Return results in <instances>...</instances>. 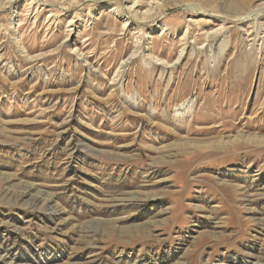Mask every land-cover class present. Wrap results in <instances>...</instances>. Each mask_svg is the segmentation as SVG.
<instances>
[{
  "label": "rangeland",
  "instance_id": "obj_1",
  "mask_svg": "<svg viewBox=\"0 0 264 264\" xmlns=\"http://www.w3.org/2000/svg\"><path fill=\"white\" fill-rule=\"evenodd\" d=\"M248 1L0 0V264H264Z\"/></svg>",
  "mask_w": 264,
  "mask_h": 264
},
{
  "label": "bare ground",
  "instance_id": "obj_2",
  "mask_svg": "<svg viewBox=\"0 0 264 264\" xmlns=\"http://www.w3.org/2000/svg\"><path fill=\"white\" fill-rule=\"evenodd\" d=\"M241 1V3H243L244 5H248V3H249V1L248 0H240ZM235 141V140H234ZM233 141V142H234ZM224 146V145H223ZM220 147V146H219ZM222 147V146H221ZM226 148V147H225ZM26 187V186H25ZM24 187V189H26ZM31 187V186H30ZM31 193H32V191H30ZM29 193V191H27V192H20L19 194H17V196L18 197H20L21 199L24 197V196H26L27 194ZM34 193V192H33ZM36 194V193H35ZM31 195V194H30ZM260 195V194H259ZM33 196H34V194H33ZM32 196V197H33ZM41 196V195H40ZM262 196V195H261ZM36 197H38V196H36ZM29 198V197H28ZM28 198H27V200H28ZM34 198V197H33ZM42 198V197H41ZM30 199V198H29ZM129 199V201H132V200H130L131 198H128ZM35 200V199H34ZM40 201V200H39ZM127 201V200H126ZM30 202V201H29ZM32 202V201H31ZM30 202V203H31ZM34 202V201H33ZM37 202V201H36ZM125 202V201H124ZM38 203V202H37ZM41 203V202H40ZM33 204V203H32ZM42 204H44V203H42ZM34 205H36V204H34ZM53 212V211H52ZM54 214V213H53ZM3 261V260H2Z\"/></svg>",
  "mask_w": 264,
  "mask_h": 264
}]
</instances>
